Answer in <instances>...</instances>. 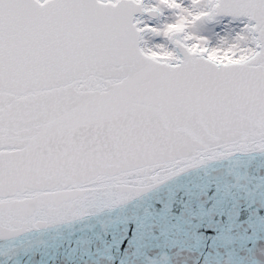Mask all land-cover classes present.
Here are the masks:
<instances>
[{
  "label": "snow or ice",
  "instance_id": "1",
  "mask_svg": "<svg viewBox=\"0 0 264 264\" xmlns=\"http://www.w3.org/2000/svg\"><path fill=\"white\" fill-rule=\"evenodd\" d=\"M0 264H264V0H0Z\"/></svg>",
  "mask_w": 264,
  "mask_h": 264
}]
</instances>
